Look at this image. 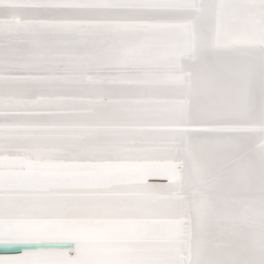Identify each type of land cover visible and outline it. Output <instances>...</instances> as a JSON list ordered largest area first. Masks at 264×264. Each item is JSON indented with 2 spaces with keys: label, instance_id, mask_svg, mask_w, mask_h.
I'll use <instances>...</instances> for the list:
<instances>
[{
  "label": "snow or ice",
  "instance_id": "snow-or-ice-1",
  "mask_svg": "<svg viewBox=\"0 0 264 264\" xmlns=\"http://www.w3.org/2000/svg\"><path fill=\"white\" fill-rule=\"evenodd\" d=\"M0 245L264 264V0H0Z\"/></svg>",
  "mask_w": 264,
  "mask_h": 264
},
{
  "label": "water",
  "instance_id": "water-1",
  "mask_svg": "<svg viewBox=\"0 0 264 264\" xmlns=\"http://www.w3.org/2000/svg\"><path fill=\"white\" fill-rule=\"evenodd\" d=\"M151 182H163V181H151ZM23 247L14 246V247H0V255L4 254H17L18 251H21Z\"/></svg>",
  "mask_w": 264,
  "mask_h": 264
},
{
  "label": "bare ground",
  "instance_id": "bare-ground-1",
  "mask_svg": "<svg viewBox=\"0 0 264 264\" xmlns=\"http://www.w3.org/2000/svg\"><path fill=\"white\" fill-rule=\"evenodd\" d=\"M0 247H5V246H3V245H0ZM22 250H23V249H22ZM22 250H21V251H22ZM17 254H18V253H17Z\"/></svg>",
  "mask_w": 264,
  "mask_h": 264
}]
</instances>
